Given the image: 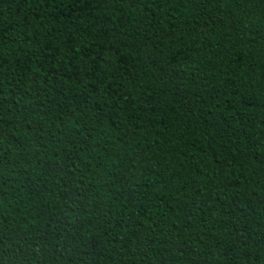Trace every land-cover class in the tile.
I'll return each instance as SVG.
<instances>
[{
	"label": "trees",
	"instance_id": "16d2710c",
	"mask_svg": "<svg viewBox=\"0 0 264 264\" xmlns=\"http://www.w3.org/2000/svg\"><path fill=\"white\" fill-rule=\"evenodd\" d=\"M0 264H264V0H0Z\"/></svg>",
	"mask_w": 264,
	"mask_h": 264
}]
</instances>
